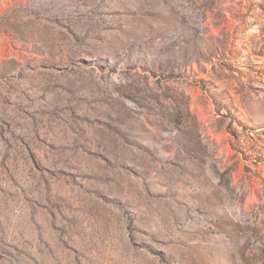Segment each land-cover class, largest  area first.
<instances>
[{
	"label": "rangeland",
	"instance_id": "rangeland-1",
	"mask_svg": "<svg viewBox=\"0 0 264 264\" xmlns=\"http://www.w3.org/2000/svg\"><path fill=\"white\" fill-rule=\"evenodd\" d=\"M0 264H264V0H0Z\"/></svg>",
	"mask_w": 264,
	"mask_h": 264
}]
</instances>
